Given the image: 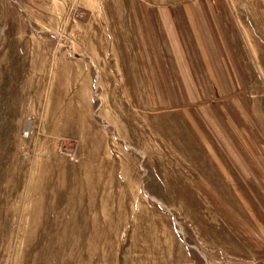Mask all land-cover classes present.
Listing matches in <instances>:
<instances>
[{"label": "rangeland", "instance_id": "obj_1", "mask_svg": "<svg viewBox=\"0 0 264 264\" xmlns=\"http://www.w3.org/2000/svg\"><path fill=\"white\" fill-rule=\"evenodd\" d=\"M0 264H264V0H0Z\"/></svg>", "mask_w": 264, "mask_h": 264}, {"label": "crops", "instance_id": "obj_2", "mask_svg": "<svg viewBox=\"0 0 264 264\" xmlns=\"http://www.w3.org/2000/svg\"><path fill=\"white\" fill-rule=\"evenodd\" d=\"M152 13H154V12H152ZM163 13L169 15V14L173 13V11L170 12L168 10L167 12L163 11ZM189 13H190V11H189ZM154 20H155V18H151L150 19V18L147 17V18H145V21H143V22L140 21V23L136 26L137 30H139V33H141V35L143 36V40H145V39L147 40V37H156V38H159L160 34L163 35V36H165V35H168V36L172 35L169 32H170V30H172L175 27V21L174 20L173 21H172V19L170 20V17L167 18V21H164V22H159V21H154ZM130 35H131V33L129 34V36ZM222 55H223V57L221 59H220V57H217V59H216V61L218 62L217 63L218 69H217V67H215V69L212 68V66L209 64V62H210L209 58L206 57V58H202L201 59V61L204 62V69L207 71V76L210 75L212 77H220V75H222V74H220L218 70H221V71L223 70V68L220 69L219 66L223 67L222 66V63L224 61H227V62L230 61V64H231V67H232V72H233V76L234 77H241V76H243V77H245V76L250 77L252 75V74H250L248 72L246 74L242 73L241 71H243V69H240V68L237 69L234 66V64H232L231 59L227 55H225L224 53H222ZM221 61H222V63H221ZM167 72L169 73L170 70L167 71ZM165 87H166V82H165Z\"/></svg>", "mask_w": 264, "mask_h": 264}]
</instances>
